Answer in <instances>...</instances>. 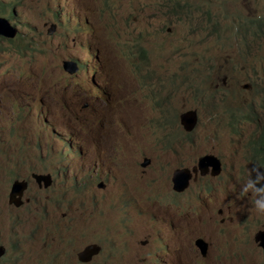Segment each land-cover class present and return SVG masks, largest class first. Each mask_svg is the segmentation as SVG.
<instances>
[{"label": "rangeland", "instance_id": "1", "mask_svg": "<svg viewBox=\"0 0 264 264\" xmlns=\"http://www.w3.org/2000/svg\"><path fill=\"white\" fill-rule=\"evenodd\" d=\"M62 1L71 9L63 19L73 22L69 31L82 36L80 47L69 51L87 62L89 53L104 55L100 71L106 78L93 85L67 77L57 66L56 38L46 37L47 21ZM175 9L180 14L171 15ZM0 15L18 28L14 38H0V264H264V250L249 231L264 223V215L251 209L252 193H245L249 202L240 191L253 143L221 132V112L234 101L253 123L247 129L246 118L238 121L243 134L261 131L264 123V37L240 33L264 35V27L248 25L264 18V0H0ZM115 16L143 39L152 86L144 88L142 64L113 40ZM213 27L220 33L204 32ZM197 82L207 85L203 94ZM150 96L155 106L142 102ZM187 106L198 111L189 132L179 121L174 127ZM52 146L62 169L89 167L87 182L92 172L101 175L106 187L88 189L101 197L105 230L84 222L78 202L44 213L23 198L9 200L10 177L35 186L30 173L40 171L42 154L51 158ZM207 153L223 157L217 189L200 196L201 187L215 182L208 178L191 181L180 194L167 189L175 169L195 165ZM145 159L150 163L143 167ZM197 237L210 243L204 256L202 248L184 252ZM167 242L171 255L163 259ZM89 243L100 249L90 263L80 262L77 254Z\"/></svg>", "mask_w": 264, "mask_h": 264}, {"label": "clouds", "instance_id": "2", "mask_svg": "<svg viewBox=\"0 0 264 264\" xmlns=\"http://www.w3.org/2000/svg\"><path fill=\"white\" fill-rule=\"evenodd\" d=\"M70 12H71V9L66 8V2L62 1V6L58 7L56 9L55 13L52 15V17H51L52 20L47 21L49 24V27L47 28L46 37L47 38H52V37L56 38L55 48L61 50V56L59 57V61H58L57 66L62 67L64 73L67 74V77L72 79V81L90 80L91 84L93 85L100 78H102V77H99V74H100L99 70H100V67L102 66L104 55H102L99 51L89 53V55L91 56V59H89L87 62V61H83L81 59V57L78 54H76L75 52L69 51L70 47L72 49L80 47L79 44H80V41L82 39V36L79 33H71L69 31L70 27H72V25H73V22H70V21L66 22L63 20ZM169 13H172V12L169 11ZM173 14L174 13H172L171 15H173ZM0 17L6 18V17L1 16V15H0ZM10 24L17 29V33H18L17 26L12 24L11 22H10ZM252 24H253V21L250 20L248 25H252ZM110 29H111V34H113V40H115L117 43L121 44L122 46H125L127 49L131 50V54L134 55L135 58L140 61V64H142V68L140 70V78L145 85L144 88L152 86L155 83V77L153 74L154 69L147 62L146 52L143 49L138 50V46L143 42V39L141 37H133L132 36V30L130 28V23L128 22V20H126L122 16H115L113 18V20L110 24ZM17 33H16V35H17ZM252 36H256L258 38L264 37V35H262V34L259 35L256 32L255 33L253 32ZM0 38L6 39V40L12 39V38L7 39V38L2 37V36H0ZM45 44H46V48L48 50L50 48L51 43L49 41L45 40ZM68 63L74 64L76 66V69L73 72H69L68 70L65 69L64 66ZM189 84H191V79L186 77L184 80V85H186V87H188ZM176 85H177V82H176ZM196 85L197 86L199 85L198 86L200 88L199 91L203 94L204 90L207 88V85L204 84L203 82H197ZM242 87L248 88L249 85L243 84ZM150 97H151V99L143 98L142 102L150 105V107L155 106L157 103L156 97L155 96H150ZM92 101H93V98H92ZM185 103H188V102H185ZM88 104H90V102L85 101L83 103V108H87ZM230 106H231V108L228 111H226V112L222 111L221 112V115H222L221 116V121H222L221 132H225V135L229 136V137L232 134V132L237 133V134L241 135L239 138V140L241 142L247 143L250 141V139L252 140L253 144H252V149H251V152L249 155L250 160L244 166L246 173L249 174V178L241 186L240 191H241L243 199H245L249 202H250V200H248L247 195H245V193H252V196H253L252 205H253V207L251 209H253L257 214L264 215V123L262 125L261 131L255 132L253 134L252 133L251 134H249V133L243 134V132H244V130L242 128L243 126H240L238 121L240 119L246 118V120L243 121V123H244V128L248 129L253 125V123L250 121V116H247V114L242 113L243 108H242V105L240 104V102L234 101L230 104ZM217 107L222 110L224 108V105H218ZM190 108L191 107H188V109L184 110L181 114V118H178L175 120V126L174 127H176L178 125V121H179L180 126L183 127L187 132H189V130H191V131L193 130V128L197 124L198 111L195 109L194 110L190 109ZM224 115H227L229 118L226 119L224 117ZM175 116H178L177 110H176ZM190 116L191 117L193 116L195 118V123L191 128H188L184 124V121ZM227 121H232L233 125L231 127L227 126ZM59 136H60L59 134H57L55 136L56 142H58L60 140ZM218 139H219V136H218L217 140ZM257 141H258V143H257ZM259 141H260V143H259ZM56 142H55V145H58ZM29 145L31 147H33L31 149H33V150L36 149L33 141ZM23 149L24 148H22L21 150H23ZM51 150L53 151V153H49V154H51L50 159L47 158L45 153L42 154V157H41L40 162H39V165L41 166L40 171L33 170L30 173L31 179H33L36 183L35 186H32L31 181L29 179H22V178H19L16 176L10 177L11 179L9 181L12 182L10 187H12V185L15 182H19V183L24 185V188H23L21 194L20 195L16 194V198H18V200H21L23 198L26 202L31 203L33 205V207L36 208L35 206L41 202V194H46V195L52 196L58 202L57 209L59 208L60 204H62L64 202H78L79 203V207H78L79 211H80L79 208H93V207H97L99 210H101L100 209L101 197L98 194H95V195L90 194L89 189H88L89 185H93L96 183L97 189L102 190V188L104 186L103 185L104 181L102 179H100L101 175H99L98 173L92 172V174L90 175L89 182H87V175L91 171V169H89V167L81 166L79 168H74V170L71 173H69L68 169H65V170L62 169L61 164L54 161V159L60 160L59 155L56 154V149L53 148V146H52ZM207 154H212L213 156H215L219 160L220 171L216 175H211L209 173V171H208V173H206L212 177H215L216 180H214V181L216 183L214 182L213 186H208V187H203V188L201 187L202 190H200V196H203L205 192H212L213 190L217 189L216 188L217 183H218L219 179L222 177L224 170H225V166L223 165V157L221 156V154L220 155H217L215 153H207ZM204 155H206V154H203L202 156H204ZM46 159H48L50 162H53L59 166V168L61 170L60 176L50 178L48 175L43 173V166L45 163L44 160H46ZM197 161H198V159H197ZM149 163H150V160L148 159L147 165H149ZM141 165H142V163H141ZM147 165H145V166H147ZM145 166H143V167H145ZM11 167H12V169H14L16 167V165H14L12 161H11ZM182 168L188 169L192 174V176L189 180V184L191 181H194L197 176H203V175H201V173L197 167V162L194 165L193 169H191L188 166H182V167H179L177 169H182ZM177 169H175V170H177ZM173 172H172V175H173ZM95 176H96V180L93 181L92 178ZM189 184H188V186H189ZM188 186L184 190H186L188 188ZM169 188L173 192H175L176 194H180L184 191V190L176 191L174 189L173 183H172V176H171L170 182L168 183V186H167V189H169ZM9 195H10V192L8 193V198H9ZM93 196H96L95 201L98 202V205L95 204V201L93 200ZM166 210L170 211V205L166 206ZM190 212H192V211L186 210V213H190ZM80 213L82 214V211H80ZM218 213H221L220 209L218 210ZM82 215H84V214H82ZM84 217H85V215H84ZM83 220H84V218H83ZM181 222L183 223V220H181ZM249 231L251 233L255 232L253 234V239H254V242L257 245V247H259L258 243L255 241L254 236L256 235L257 232L264 231V223L260 222L257 225H250ZM198 239H201L203 242L207 243V247H205L206 251H203L202 245L198 246V244H196V241ZM186 242H188V241H186ZM89 244H93V243H89ZM89 244H86V245H89ZM94 245H96V244H94ZM209 245H210V243L206 240V238L197 237L193 240V246L194 247H192L191 245L188 244L186 249L184 250V252L186 254L187 253H194L198 248H202V252H201L200 256H202V255L204 256V254H206V252L209 248ZM166 247H167V250L165 251L164 255L162 256L163 259H166V258L170 257V255H171V252L169 249L170 248L169 242H167ZM188 248H189V251L187 252ZM259 248L262 249L261 247H259ZM167 252H168L169 256L164 257ZM235 259L241 263L242 256L239 253L235 252Z\"/></svg>", "mask_w": 264, "mask_h": 264}, {"label": "water", "instance_id": "3", "mask_svg": "<svg viewBox=\"0 0 264 264\" xmlns=\"http://www.w3.org/2000/svg\"><path fill=\"white\" fill-rule=\"evenodd\" d=\"M16 33H17V29L13 27L6 18L0 17V36L5 38H13L16 35ZM64 67L69 72H73L76 69V66L74 64H69V63L66 64ZM187 119L184 121V124L186 125V127L191 128L195 123V118L193 116L192 117L190 116ZM147 163H148V159L142 162V166L147 165ZM197 167L201 175H205L206 173H208V171L211 175H216L220 171V162L212 154H206L198 158ZM191 176H192L191 172L186 168L175 170L172 175V183L174 189L176 191L184 190L188 186ZM23 188H24L23 184L19 182H15L11 187L9 200L10 201L13 199L18 200V198H16V194L20 195ZM254 238L255 241L258 243V246L264 250V231L257 232ZM196 244H198V246L202 245L203 251H206L205 248L207 247L206 242H203L201 239H198L196 241ZM99 249L100 247L94 244L86 245L81 251L78 252L77 254L78 260L80 262H87L88 260L91 259V256L93 254L98 253Z\"/></svg>", "mask_w": 264, "mask_h": 264}, {"label": "flooded vegetation", "instance_id": "4", "mask_svg": "<svg viewBox=\"0 0 264 264\" xmlns=\"http://www.w3.org/2000/svg\"><path fill=\"white\" fill-rule=\"evenodd\" d=\"M141 49H144L143 48V42L138 46V50H141ZM99 77H102V79L106 78L104 77V73L103 71H100L99 70ZM44 166H43V173H45L46 175H48L50 178L51 177H57V176H60L61 175V170L59 168L58 165H56L55 163L53 162H50L48 159L44 160ZM188 167H190L191 169L194 168V165H186ZM96 175V174H95ZM209 179V180H216L215 177H212L210 176L209 174H206V175H203V176H197L195 180H198V179ZM93 181L96 180V176L92 178ZM103 188L106 187V183L103 184ZM187 190V189H186ZM186 190H184L183 192H186ZM182 192V193H183ZM91 194L92 195H95L96 194V190L95 189H92L91 190ZM93 200L95 201L96 200V196H93ZM95 204L98 205V202L95 201ZM132 202L131 201H126L123 203V205H131ZM58 206V202L52 197V196H49V195H46V194H41V202L40 204L36 207V209L44 212V213H47L48 211H53L55 212L56 208ZM80 211H82V214L85 215L84 217V222H98L99 224V228L102 229V230H105L106 228V225H107V219L105 216H102L97 207H93V208H79ZM222 213V211H221ZM223 218H221V223L223 222ZM104 232V231H103ZM92 235H95V236H98L96 233H92ZM93 244H97V243H93ZM189 251V248L187 249V252ZM169 256L168 255V252L166 253V255L164 257H167ZM93 260V258H91L88 263H90L91 261Z\"/></svg>", "mask_w": 264, "mask_h": 264}, {"label": "trees", "instance_id": "5", "mask_svg": "<svg viewBox=\"0 0 264 264\" xmlns=\"http://www.w3.org/2000/svg\"><path fill=\"white\" fill-rule=\"evenodd\" d=\"M174 8H176L175 6H173ZM172 13H174L173 15H178L180 14L179 12H176L175 10H170ZM253 23L258 25L259 29H262L264 27V18L259 17L258 19H253ZM209 31V33H214V34H219L220 33V29L213 27V28H204V32ZM240 33H242L245 37L250 36L253 34V31L250 29H242L240 30Z\"/></svg>", "mask_w": 264, "mask_h": 264}]
</instances>
